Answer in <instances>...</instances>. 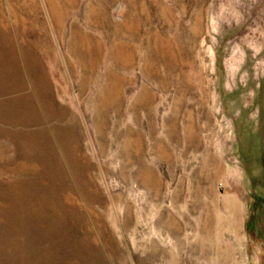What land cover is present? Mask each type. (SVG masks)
<instances>
[{"label": "rangeland", "instance_id": "rangeland-1", "mask_svg": "<svg viewBox=\"0 0 264 264\" xmlns=\"http://www.w3.org/2000/svg\"><path fill=\"white\" fill-rule=\"evenodd\" d=\"M187 263L264 264V0H0V264Z\"/></svg>", "mask_w": 264, "mask_h": 264}, {"label": "bare ground", "instance_id": "bare-ground-1", "mask_svg": "<svg viewBox=\"0 0 264 264\" xmlns=\"http://www.w3.org/2000/svg\"><path fill=\"white\" fill-rule=\"evenodd\" d=\"M107 21L108 19H106V22ZM109 27L112 30V34H111L112 40H109V42L112 41V44H111V50L106 54V56L107 57L109 56L110 59H112V63L114 64L116 63L120 64L121 62V64L125 65L126 63H129L130 61L138 58L140 61H143L144 65L146 66L149 63L151 52L152 53L154 52L156 54V52H158L156 50V46L158 45V43H161V45L163 44V42H159L157 40V35H155L153 41L151 39L146 40L148 45L144 46L143 47L144 51L142 52V54H139L138 52H136L135 49L132 48V46H130V43H129V41L132 40L133 37L137 34L135 30L136 28L131 27L129 23V18H126L123 21L122 20H117V21L112 20ZM73 39L74 41H73L72 50L77 54L78 57L86 59L88 62V64H86L85 66L80 64L81 75L79 76V82L81 84V88H85L87 74L91 73V71L94 69L95 67L94 62L102 58L99 55H96V54H99L101 42L99 41L95 33H92L87 30L78 32L77 35H74ZM66 44L68 45L67 42ZM80 62H84V61H80ZM101 63H105V61L102 60ZM144 65H143V68H144ZM107 72L110 75V77H107L106 83H104L103 85L104 89H102L100 91V94L97 95L99 102L104 101V100H110L115 95L117 89H119L120 87L119 86L120 80L114 77L116 74L114 73L113 68L111 66L109 67ZM144 72L147 74L148 70L145 69ZM111 78L114 79V82H111ZM142 89L143 90L139 91L138 94H135L134 99H135V102L137 103L147 104L148 99H149L147 98V93H146L147 90L145 91L144 88ZM163 124H164V121H163ZM160 147L161 145H159V148ZM149 171L147 169L143 171V174H142L143 181L142 182L144 185H147V187H152L153 189H155V191H157L156 189L157 181L154 178H157V179L159 178L152 176L151 172ZM178 224L179 223L176 221V219L174 217H171L165 223V226L169 228L172 225L174 226L172 230L178 232V229H179ZM156 253H157L156 251L155 253L154 251L151 253V256H150L151 263L153 259L155 260ZM176 261H177L176 258L174 257L170 258L171 263H176Z\"/></svg>", "mask_w": 264, "mask_h": 264}]
</instances>
